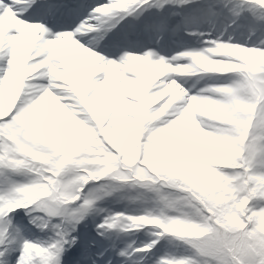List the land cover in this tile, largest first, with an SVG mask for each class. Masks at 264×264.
<instances>
[{"label": "snow or ice", "instance_id": "6c2138e0", "mask_svg": "<svg viewBox=\"0 0 264 264\" xmlns=\"http://www.w3.org/2000/svg\"><path fill=\"white\" fill-rule=\"evenodd\" d=\"M125 189L140 207L99 206ZM100 260L264 264V0H0V264Z\"/></svg>", "mask_w": 264, "mask_h": 264}, {"label": "rangeland", "instance_id": "374dc122", "mask_svg": "<svg viewBox=\"0 0 264 264\" xmlns=\"http://www.w3.org/2000/svg\"><path fill=\"white\" fill-rule=\"evenodd\" d=\"M233 28H235V26H233ZM191 31H194V29H191ZM196 31V30H195ZM209 31V30H208ZM207 30L203 31V32H208ZM243 35L244 37H247L249 38L248 41H251L250 43L248 44H253L254 42L258 41V33L255 32L254 29L252 28H249V29H244V30H236V31H232L231 29L229 30V32L226 34V35ZM204 37V40L205 39H212L214 38L213 36L209 37V36H203ZM234 39V42H238V43H242L241 41H239L238 39H235V37H233ZM197 41H200L199 40V37H197L196 39ZM191 78L193 81L195 82H200V80H198V78L196 76H192V77H189ZM206 80V84H211V80H208V79H204ZM202 86V85H201ZM185 87H187L185 85ZM200 87V86H199ZM199 87H196V88H199ZM194 90V89H193ZM17 180L23 182L25 180V177H17L16 178ZM137 191L138 190H135V189H125L124 191H121V192H117L115 194H113L112 196L106 198L105 200H103L105 202V204L107 205V207L109 209H115V208H123V209H126V210H134L138 207L141 206V203L140 202H132L129 197L131 196H135L137 194ZM99 206L102 208L104 207L103 205L99 204ZM35 214V213H34ZM103 215H105V213H101L99 216H97L95 218V223H99L103 217ZM22 218V219H21ZM27 219L28 217L24 216L23 215V211L21 210L20 212V216L16 218V220L14 221L17 225H20L21 226V232H22V235L29 239V240H33V241H36V240H45L47 239L48 235L50 234V232L48 230H45V231H41L39 228H35V230H32L30 231V233L32 234H29L28 231H27V226L29 224H27ZM55 222V221H54ZM91 225V228L92 229H95V226L94 224H91V218L89 219L88 221ZM141 232L142 235H141ZM139 235H136L133 240L135 243H145L147 242L150 237L148 236L147 232L146 231H141ZM121 236H124V237H128V234L125 235V234H121ZM121 239L123 240V242L126 241L125 238H122ZM121 241V240H120ZM120 241H117L118 244H120ZM130 242H127L126 244H128ZM134 243V244H135ZM125 244V245H126ZM180 244V241L178 240H173L171 242H167V241H161L160 245L157 246V249H159V252H157V249H153L154 252H157L158 255L160 254H163L165 252H175V251H178L177 249V245ZM134 246V245H133ZM13 256H17L19 255V252H14L12 254ZM147 259V258H146ZM100 264H104V262H99ZM13 264H14V261H13Z\"/></svg>", "mask_w": 264, "mask_h": 264}, {"label": "bare ground", "instance_id": "6f19581e", "mask_svg": "<svg viewBox=\"0 0 264 264\" xmlns=\"http://www.w3.org/2000/svg\"><path fill=\"white\" fill-rule=\"evenodd\" d=\"M169 11L173 10V9H168ZM152 11H155L154 9ZM131 19V18H129ZM124 24V23H123ZM209 24L205 23L203 26H200V28H205L207 27ZM137 38L135 36H133V47L135 46ZM140 42L147 44L148 43V38L147 36H140L139 37ZM149 46H155V45H149ZM199 48L201 46H199L196 42H194L193 40H191L188 36H185V38L181 41V40H177L175 43H172L169 45V50L167 51V55H172L173 52L176 51H181L183 50V48ZM104 242L101 241V244H103ZM97 250H99V247L97 248Z\"/></svg>", "mask_w": 264, "mask_h": 264}]
</instances>
